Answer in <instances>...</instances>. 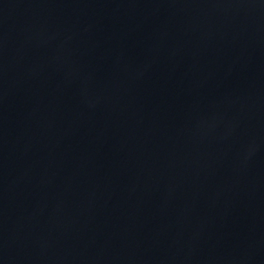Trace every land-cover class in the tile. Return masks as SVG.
Segmentation results:
<instances>
[{
    "label": "water",
    "instance_id": "1",
    "mask_svg": "<svg viewBox=\"0 0 264 264\" xmlns=\"http://www.w3.org/2000/svg\"><path fill=\"white\" fill-rule=\"evenodd\" d=\"M0 264H264V0H0Z\"/></svg>",
    "mask_w": 264,
    "mask_h": 264
}]
</instances>
